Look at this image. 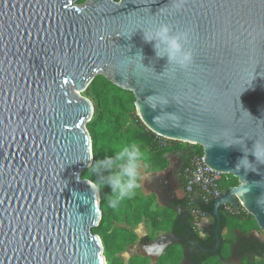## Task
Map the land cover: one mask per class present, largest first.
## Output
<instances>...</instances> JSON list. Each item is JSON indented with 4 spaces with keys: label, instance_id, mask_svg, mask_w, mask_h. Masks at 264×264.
I'll use <instances>...</instances> for the list:
<instances>
[{
    "label": "water",
    "instance_id": "95a60500",
    "mask_svg": "<svg viewBox=\"0 0 264 264\" xmlns=\"http://www.w3.org/2000/svg\"><path fill=\"white\" fill-rule=\"evenodd\" d=\"M73 2L0 0V264H105L99 195L81 177L94 113L81 93L99 74L134 93L151 131L200 145L207 165L238 179L213 201L215 249L225 203L264 232V164L250 153L264 141V0H185L178 12L173 0ZM158 22L192 29L188 70L169 75L144 40ZM241 148L250 166H237ZM168 239L153 242L158 256Z\"/></svg>",
    "mask_w": 264,
    "mask_h": 264
},
{
    "label": "trees",
    "instance_id": "16d2710c",
    "mask_svg": "<svg viewBox=\"0 0 264 264\" xmlns=\"http://www.w3.org/2000/svg\"><path fill=\"white\" fill-rule=\"evenodd\" d=\"M85 0H78V3H83ZM118 1V0H115ZM85 95L90 98L94 106L93 117L88 122L87 127L92 141V160L102 159L105 155H110L112 150L128 143H138L142 151L145 153V163L148 166V171L155 170L154 167L160 164L165 165L164 160H159L155 153L166 142L162 143L160 137L151 131L135 113V95L132 91L121 88L114 84L109 78L103 75H97L85 89ZM134 124V126L131 125ZM203 149L200 145L194 144L191 150L183 156L179 169V180L184 183L183 169L188 164L189 158L193 154H202ZM82 177L95 181V176L90 173V169L85 168L82 171ZM238 179L232 175H228L227 179L222 182V189L226 191L231 186L238 185ZM109 189L104 186L99 191L100 194V210L101 220L99 225L92 229L94 234L101 237L104 251L112 255V264H123V261L116 253L122 252L127 244L140 242L142 244L150 241L155 235L148 233L142 237L132 229L134 225L140 222H146L156 226L162 231L173 230L178 224V216L176 212L167 206L161 209L151 210V199L135 195L131 199L124 200L117 208L113 209L108 206L107 195ZM189 198L185 196L184 202L188 206ZM195 205L200 209L201 214H212L213 203L208 205L201 204L195 201ZM190 212V207H188ZM117 222L125 225H116ZM256 226V221L243 207H240L234 213L221 216V224L219 234L223 238V229L227 224H232L234 229H238L239 234L233 238H224L223 247H230V244L239 240V248L241 251L254 252L255 256L262 257L264 253V244L255 240L250 236L253 229L251 223ZM188 227L194 232V237L197 241L204 244L197 233L195 232V220L191 216L188 222ZM214 227L207 231L214 241ZM179 234L180 231L176 230ZM248 236V237H247ZM250 238V239H248ZM219 249V250H220ZM181 259V254L176 251L175 246H171L163 255H161L156 264H178ZM190 260L195 264H221L217 257L210 254H204L199 258L193 256ZM150 259L147 256L135 255L131 258L130 264H149ZM242 264H249L248 260L243 256ZM252 264H255L252 262Z\"/></svg>",
    "mask_w": 264,
    "mask_h": 264
},
{
    "label": "clouds",
    "instance_id": "9594fccd",
    "mask_svg": "<svg viewBox=\"0 0 264 264\" xmlns=\"http://www.w3.org/2000/svg\"><path fill=\"white\" fill-rule=\"evenodd\" d=\"M184 3L185 0H173L172 11H180ZM143 38L152 43L157 58H167V65L171 66L169 75L174 76L177 71H186L192 66L194 52L188 46L192 38L190 27L174 30L168 23L158 22L147 31L143 30ZM239 144L240 141H233L223 143L222 146L227 148ZM241 151L243 155L238 158L237 166H250L252 161L248 160L249 152H244L242 148ZM250 153L256 164H264V141H255ZM145 159L141 146L132 142L112 150L110 155L102 159L91 160L90 173L96 178L92 182L94 191L99 193L102 187L107 186L108 206L117 208L124 200L131 199L137 191L142 190L144 181L150 178Z\"/></svg>",
    "mask_w": 264,
    "mask_h": 264
},
{
    "label": "rangeland",
    "instance_id": "374dc122",
    "mask_svg": "<svg viewBox=\"0 0 264 264\" xmlns=\"http://www.w3.org/2000/svg\"><path fill=\"white\" fill-rule=\"evenodd\" d=\"M81 5L82 3H78V0H74V2L72 3V6H81ZM99 75H102V74H99ZM81 94L90 100V98L85 95V90ZM135 113L140 118L137 105H135ZM87 124H86V128L88 130ZM131 125L134 126L133 123H131ZM193 146H194L193 143H190L187 141L178 140V139H167L166 144L163 145L155 153L156 157H158L159 160L160 159L164 160L165 165L162 167V165L159 162L158 165L154 167L155 170L148 171L149 173H151L150 178L144 181L143 189L137 191L136 193L137 196L151 199V202H152L151 210L152 211L161 209L165 206L163 202V198L161 196L162 192L167 191L171 193L174 198H177V199L183 198V195H182L183 191L180 187L181 184H179L180 182H179L178 174H179V169H180L181 160L183 156L188 152L189 149L191 150ZM81 177H82V173H81ZM98 195H99V207H100L101 199H100L99 193ZM100 220H101V216L98 219L96 226L94 228H96L99 225ZM140 224L141 226H144L146 228V231L148 233L154 234L155 236H160V234L163 233L162 230H160L159 228H156V226L151 225L149 223L142 221L140 223H137L136 225H140ZM251 224L253 226V229L250 232V234L253 236L255 235L257 237L259 236L260 238L264 239V232L259 229L258 225L256 224L255 226L253 222ZM116 225H125V224L117 222ZM232 227L233 225L230 223L224 227L223 238L225 239L228 237L235 238L239 234L238 229H234ZM144 232H145V229L142 228L140 230V234ZM98 237L101 240V237L100 236ZM157 238L159 237L152 239L150 243H148L146 246H143L142 244H139L138 242H135L133 244H127L125 246V249L122 252L116 253L115 256H118L119 258H121V260L123 261V264H130L131 258L135 255L147 256L150 259L149 264H156L158 253L156 250L157 246L153 242H155ZM101 243H102V240H101ZM102 247H103L102 256L104 257L105 264H112V261H111L112 255L107 254L104 251L103 243H102ZM221 253H222L223 259L227 260V261H223V264H237L239 262V259L232 258L229 247H223ZM252 261L255 264H264V256L263 257L254 256L252 258Z\"/></svg>",
    "mask_w": 264,
    "mask_h": 264
},
{
    "label": "flooded vegetation",
    "instance_id": "af4514ba",
    "mask_svg": "<svg viewBox=\"0 0 264 264\" xmlns=\"http://www.w3.org/2000/svg\"><path fill=\"white\" fill-rule=\"evenodd\" d=\"M182 206H184V209H181ZM167 207L172 208L176 212V215L178 216V224L176 225V228H174L173 230L162 231L163 233L160 234V236L168 234L169 235L168 241L170 242V244L167 246V248L161 255H163L171 246H175L176 251L181 254V259L178 264H195L193 261L190 260V257L193 256L195 258H199L204 254H210V255H213L214 257H217L221 261L222 264H223V261H227L223 259L222 253H221L222 249H220L221 244H223L224 242V238L220 236L221 243L218 246V248L215 249V246H216L215 236H214V241H213V239L210 237V234L207 232L214 223L216 224V218L212 214L211 215L205 214L200 224L196 225L195 227V232L197 233L198 237L204 241V244H202L195 239L194 232L191 231L188 227V222L190 221V217L192 216L191 212H189V209H188V207H190V204L187 206L184 202V198H178L176 200H172L171 204ZM222 214L229 215L228 213L224 212L223 208L221 207L220 217L222 216ZM177 229L180 231V234L176 231ZM147 234L148 232H146L145 234L141 236L139 235L138 236L142 237ZM160 236H154L152 239L156 237H160ZM250 236H253V235L250 234ZM253 237L255 238V240H258L260 243L264 244L263 238H260L259 236L257 237L255 235ZM138 243L142 244L140 242ZM145 244H142V245H145ZM201 247L204 248L205 250H202ZM239 247H240L239 240H235L230 244L229 248H230V254L232 258L239 259V262L237 264H242V257L244 256L248 260V263L252 264L253 262L252 258L255 256L254 255L255 253L249 252V251H241L242 249ZM160 249H161V246L159 244L158 249H157L158 254L160 252ZM160 256H158V258ZM263 256H264V253L262 257Z\"/></svg>",
    "mask_w": 264,
    "mask_h": 264
},
{
    "label": "built area",
    "instance_id": "2783aa9c",
    "mask_svg": "<svg viewBox=\"0 0 264 264\" xmlns=\"http://www.w3.org/2000/svg\"><path fill=\"white\" fill-rule=\"evenodd\" d=\"M160 137L162 143L166 142V137ZM183 180L185 191L187 193L190 204V212L195 220V225H199L205 214H201L200 209L194 205L196 196L197 202L208 205L220 197L224 192L222 182L227 179L229 174L216 170L205 163L204 154H193L186 167L183 169ZM224 212L228 214L238 210L231 204L225 203L222 205Z\"/></svg>",
    "mask_w": 264,
    "mask_h": 264
},
{
    "label": "crops",
    "instance_id": "0c3cea01",
    "mask_svg": "<svg viewBox=\"0 0 264 264\" xmlns=\"http://www.w3.org/2000/svg\"><path fill=\"white\" fill-rule=\"evenodd\" d=\"M181 166V165H180ZM179 182H180V180H179ZM179 184H181L180 185V187H181V189H182V191H183V198H185V196H187V193H186V191H185V186H184V183L183 182H180ZM171 194V193H170ZM171 196L173 197V195L171 194ZM177 198H174L173 197V200H176ZM197 199H198V196H196V201H197ZM142 228H144L145 229V232L144 233H142V234H140V230L142 229ZM132 229L136 232V233H138V235L139 236H141V235H143V234H145L147 231H146V228L144 227V226H141V224L140 225H134L133 227H132Z\"/></svg>",
    "mask_w": 264,
    "mask_h": 264
},
{
    "label": "bare ground",
    "instance_id": "6f19581e",
    "mask_svg": "<svg viewBox=\"0 0 264 264\" xmlns=\"http://www.w3.org/2000/svg\"><path fill=\"white\" fill-rule=\"evenodd\" d=\"M240 195V194H239Z\"/></svg>",
    "mask_w": 264,
    "mask_h": 264
}]
</instances>
